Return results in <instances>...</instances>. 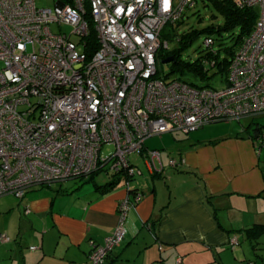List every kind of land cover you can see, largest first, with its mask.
<instances>
[{
    "label": "built area",
    "instance_id": "2783aa9c",
    "mask_svg": "<svg viewBox=\"0 0 264 264\" xmlns=\"http://www.w3.org/2000/svg\"><path fill=\"white\" fill-rule=\"evenodd\" d=\"M195 1L57 0L38 9L35 0H0V197L22 200L32 188L102 171L123 178L127 196L117 204V226L91 242L92 264H106L122 244L127 215L143 198L130 189L141 171L129 156L143 154L151 174L163 170L160 152L145 151L148 139L264 114V0H233L256 8L257 18L228 65L224 88L159 74L158 52L168 49L162 32ZM256 140L264 147V132ZM107 145L114 149L106 156ZM182 165L168 160L169 168Z\"/></svg>",
    "mask_w": 264,
    "mask_h": 264
},
{
    "label": "crops",
    "instance_id": "0c3cea01",
    "mask_svg": "<svg viewBox=\"0 0 264 264\" xmlns=\"http://www.w3.org/2000/svg\"><path fill=\"white\" fill-rule=\"evenodd\" d=\"M232 122L145 142V151L160 152L163 170L139 169L142 179L130 189L143 198L129 211L125 240L106 264H264V233L246 235L264 226V147L249 128ZM169 159L183 165L169 168ZM98 175L72 180L75 187H35L22 200L1 198L0 236L9 242H0V264H92L91 242L114 232L117 204L127 196L124 179L109 188L110 180L95 182ZM88 183L94 189L83 188Z\"/></svg>",
    "mask_w": 264,
    "mask_h": 264
},
{
    "label": "rangeland",
    "instance_id": "374dc122",
    "mask_svg": "<svg viewBox=\"0 0 264 264\" xmlns=\"http://www.w3.org/2000/svg\"><path fill=\"white\" fill-rule=\"evenodd\" d=\"M57 0H35L36 6L38 9H52ZM224 25L223 16L216 10L213 4L208 0H196L194 7L186 9L181 17V23L179 25H168L165 30L162 32L163 41L168 43V49L174 51L180 49V43L178 39L186 33L196 31L202 33L203 30L209 28H222ZM52 30L56 32L55 28L52 27ZM63 33L69 34L70 28L63 26L61 28ZM238 35V31L235 30L233 33L221 32L213 33L211 37L214 40V50L222 49L220 60L228 59V54L223 51L227 49H232L235 44V38ZM208 36L206 33H202L200 36L194 39L192 44L187 48H184L180 51L179 60L184 63H194L199 57L204 55L205 43L204 40ZM75 42L76 39H73ZM173 66L170 63H162L159 65V74L165 77L167 80H176L177 72H171ZM185 80L188 82L199 84L201 87L206 86L215 90L224 88L226 81V74L219 73L217 68L211 69L207 72V79L205 81H197L192 75H186ZM244 127L249 128L250 132L253 133V130L257 127H260L264 130V114L255 116L252 118H245L239 122ZM233 125H237V122H232ZM114 146L107 145L103 148L102 152L104 155H109L113 152ZM167 155V152H163ZM261 162L264 164V149L260 155ZM130 164L134 169H140L143 173L145 172V161L140 154H132L129 156ZM111 179V173H106L104 171L100 172L98 176L95 177V182L97 184H102ZM142 179V176H135L131 183H139ZM77 181V180H73ZM68 181L66 183L72 184V187H75L79 182ZM64 184V183H63ZM92 187L94 189L93 183H88L83 186V188ZM11 197V195H8ZM6 196V197H8ZM4 198L3 197H0Z\"/></svg>",
    "mask_w": 264,
    "mask_h": 264
},
{
    "label": "trees",
    "instance_id": "16d2710c",
    "mask_svg": "<svg viewBox=\"0 0 264 264\" xmlns=\"http://www.w3.org/2000/svg\"><path fill=\"white\" fill-rule=\"evenodd\" d=\"M208 1H210L213 4V6L216 8V10H218V12L223 16L224 25L222 28H217L216 30L215 28H209L202 31V33H206L208 35L206 36L205 40L207 38H210L213 41L212 46H210L209 48L207 47L204 48V52H205L204 55L199 57L194 63H184L179 60L180 51L190 46L194 41V39L202 34L196 31L186 33L182 36V38L178 39L181 46L180 49L174 51H170L169 49L161 50L158 52L157 55L158 65H160L161 61L163 63V61L167 60L168 58L173 59L170 62V64L173 66L171 72L172 73L177 72L176 80H180L182 82H185L191 86L198 88H201L199 84L186 81L185 76L192 75L197 81H205L207 79V72L215 68L219 70V73L226 74L228 65L231 59L234 57L238 49V46H240V44L249 36L257 18L256 8H238L234 4L233 0H208ZM180 23H181V19L178 20L174 25H179ZM174 25L171 26L173 27ZM235 30L238 31V35L235 38L234 47L232 49L223 50L228 54L229 58L220 60V56H221L220 52L222 51V49L214 50L213 48L214 40L211 37V34H213L214 32L218 34L221 32L233 33ZM263 132H264L263 129L256 126V128L253 130V136L257 138V136ZM90 179L91 177L87 180ZM120 179L123 178H119L118 175L112 173L110 182L108 184L109 188L118 184L117 182ZM261 233H264V226H260V225L250 228L246 231V235L249 239L258 236Z\"/></svg>",
    "mask_w": 264,
    "mask_h": 264
},
{
    "label": "water",
    "instance_id": "95a60500",
    "mask_svg": "<svg viewBox=\"0 0 264 264\" xmlns=\"http://www.w3.org/2000/svg\"><path fill=\"white\" fill-rule=\"evenodd\" d=\"M172 60V58H168L167 60H164L163 63H170Z\"/></svg>",
    "mask_w": 264,
    "mask_h": 264
}]
</instances>
